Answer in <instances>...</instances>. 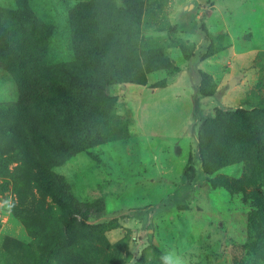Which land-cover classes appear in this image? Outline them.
Here are the masks:
<instances>
[{
    "label": "rangeland",
    "instance_id": "rangeland-1",
    "mask_svg": "<svg viewBox=\"0 0 264 264\" xmlns=\"http://www.w3.org/2000/svg\"><path fill=\"white\" fill-rule=\"evenodd\" d=\"M237 109H264V0H0V264L64 225L84 264H264V166L218 165L207 123Z\"/></svg>",
    "mask_w": 264,
    "mask_h": 264
},
{
    "label": "trees",
    "instance_id": "trees-1",
    "mask_svg": "<svg viewBox=\"0 0 264 264\" xmlns=\"http://www.w3.org/2000/svg\"><path fill=\"white\" fill-rule=\"evenodd\" d=\"M83 38L84 35H81L80 39ZM8 44L9 45L5 44L4 48L8 54V56H5L8 62L5 61V63L8 64L9 67H16L15 64L12 65V62L17 60L18 57L22 59L21 61L27 62V64H29V59L27 56L24 55L23 58L21 55H18V53L21 51L14 48L11 43ZM27 48L28 44H25L24 49L26 51V55ZM101 56H104V52L101 53ZM65 68L66 67L64 65H60L56 68V73L59 75L63 73L66 74L64 71ZM104 73L105 74L101 76V82L104 85L114 82H126L124 76L117 75L115 72L109 71ZM84 78L85 77L82 70L73 72L71 80L76 86L75 88L78 90H91L94 93L97 92L98 83L96 81ZM73 103L76 106V111L80 115L78 121L80 125L87 122L97 108L93 105L88 106L83 104L79 105V103L76 102ZM209 122L214 123L219 128L223 139L220 146L221 156L220 163L218 165L226 166L232 163L243 162L253 164L257 167L264 166V109L252 110L251 112H245L240 109L230 112H221L218 110L216 112V116L213 119H207V123ZM227 131H231V133H228ZM200 136L198 138V159L200 161V169L204 174H208L211 170H208V162L202 153L203 143L200 139ZM211 162L212 160L210 163ZM46 185L49 190H51V201L57 206H66L60 196V191L62 189L60 180L58 178H48L46 180ZM257 200L259 201L260 199L257 197ZM260 209L262 212L264 211V200ZM85 218L86 214L81 217L83 220H85ZM69 232V227L64 225L62 228L63 235L60 233H56L55 235H45L43 237V242L38 244L40 248H38L36 251H32L31 249L34 248H32L31 245H27V252L31 254V257L29 260H27L26 264H56L55 260H57L60 256L66 257V259L63 261V264H84L80 260L82 255L77 251L74 241L72 240L73 236L70 237ZM254 243L259 244L262 248H264V235L256 233L254 237ZM62 249L67 250V256L62 253ZM261 258L264 260V256Z\"/></svg>",
    "mask_w": 264,
    "mask_h": 264
},
{
    "label": "clouds",
    "instance_id": "clouds-1",
    "mask_svg": "<svg viewBox=\"0 0 264 264\" xmlns=\"http://www.w3.org/2000/svg\"><path fill=\"white\" fill-rule=\"evenodd\" d=\"M163 264H174L172 257L171 256L163 257ZM175 264H179V262L176 261Z\"/></svg>",
    "mask_w": 264,
    "mask_h": 264
},
{
    "label": "water",
    "instance_id": "water-1",
    "mask_svg": "<svg viewBox=\"0 0 264 264\" xmlns=\"http://www.w3.org/2000/svg\"><path fill=\"white\" fill-rule=\"evenodd\" d=\"M176 152H178V150L176 149Z\"/></svg>",
    "mask_w": 264,
    "mask_h": 264
}]
</instances>
